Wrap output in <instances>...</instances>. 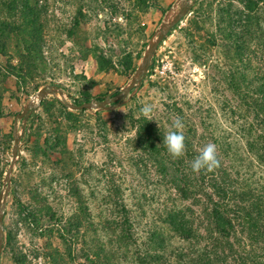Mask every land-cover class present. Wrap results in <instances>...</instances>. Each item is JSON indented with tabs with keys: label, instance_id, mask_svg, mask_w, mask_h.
Returning a JSON list of instances; mask_svg holds the SVG:
<instances>
[{
	"label": "rangeland",
	"instance_id": "obj_1",
	"mask_svg": "<svg viewBox=\"0 0 264 264\" xmlns=\"http://www.w3.org/2000/svg\"><path fill=\"white\" fill-rule=\"evenodd\" d=\"M22 1L0 0V22L11 24L0 32V194L12 157L15 115L36 104L43 87H56L61 94L48 93L18 120L1 264H89L86 257L93 259L91 253L109 240L101 230L105 221L118 217L113 202L138 218V244L146 240L151 222L159 223L171 201L165 183L136 147L141 117L167 132L178 116L184 131L196 127L197 137L231 134L243 165L250 167L247 181H262L264 167L247 155L239 138L248 123L245 112L222 74L233 55L220 27L228 28L227 17L234 15L233 29L245 34L235 25H243L248 0H186L187 14L159 44L148 72L119 99L118 90L136 76L148 45L177 15L182 0H28L36 6L35 24L18 31L14 25L22 21ZM255 29L243 40L258 52L261 36ZM96 97L110 99V109L81 112L64 104ZM145 104L154 105L150 118L141 112ZM73 221L80 224L67 235L63 228ZM106 247L119 253V264H131L139 253L133 246L128 256L124 248Z\"/></svg>",
	"mask_w": 264,
	"mask_h": 264
},
{
	"label": "trees",
	"instance_id": "obj_2",
	"mask_svg": "<svg viewBox=\"0 0 264 264\" xmlns=\"http://www.w3.org/2000/svg\"><path fill=\"white\" fill-rule=\"evenodd\" d=\"M18 6L22 21L14 28L18 31L24 27L31 29L35 24L36 6L28 0ZM245 10L243 25H235L237 28L242 26L245 34L233 29L232 25L237 22L234 15L227 17L228 28L220 27L231 42L233 55L230 69L222 74L234 98L241 104L238 107L245 112L247 120L244 121H248L239 136L243 149L258 166L264 167V27L259 26L264 22V0L246 1ZM8 26H11L9 22H0V32H5ZM254 28L261 36L262 48L258 52L247 47L243 40L244 36L254 34L251 33ZM102 98L95 100L101 102ZM60 106L65 109L63 104ZM235 109L231 106L230 112L234 114ZM191 131L192 137L188 134ZM166 133V129L154 120L137 119L136 147L165 183L163 187L171 201L164 206L159 223L151 222L146 240L138 244L134 232L138 218L130 217L125 205L113 202L118 217L106 220V226L100 227L105 229L104 235L109 240L99 245L98 252L91 253L93 259L86 257L87 262L119 264L116 262L121 260L116 257L119 253L106 247L114 244L119 250L124 248L125 254L129 246L139 249L131 264H264V186H261L264 177L252 184L247 181L250 167L243 165L245 159L236 150L238 141L231 134L197 137L196 127H193L184 131L185 155L173 159L163 144ZM209 142L216 144L221 166L211 173H193L191 162ZM85 210L87 212L88 208ZM74 221L63 228L67 235L80 224H74ZM124 239L130 242L126 244ZM172 240L179 244L177 248Z\"/></svg>",
	"mask_w": 264,
	"mask_h": 264
},
{
	"label": "water",
	"instance_id": "obj_3",
	"mask_svg": "<svg viewBox=\"0 0 264 264\" xmlns=\"http://www.w3.org/2000/svg\"><path fill=\"white\" fill-rule=\"evenodd\" d=\"M187 14V3L186 0H182L181 8L177 15L169 21L166 25L161 27L160 32L157 37L148 45L147 50L142 59V65L137 71L136 76L130 81L128 85L118 90V95L115 99L124 98L127 96L142 80L143 76L148 72V67L150 65L151 59L157 50L159 44L164 40V38L169 34V32L182 20V18ZM48 93L53 94H61V91L56 87H43L37 92V101L36 104L29 103L21 113L16 114L13 122V149H12V157L9 167L6 171L4 188L0 194V264H1V254H2V246L4 240V231H3V220H4V209L6 204V199L8 196L9 186H10V177L14 169V164L17 158L18 153V136H17V123L19 119L24 118L30 111L36 107H38ZM111 102L110 99H105L101 102H97L95 100L82 103L80 105H72L69 103H64L67 108H71L73 110H88V109H101V110H109L108 104Z\"/></svg>",
	"mask_w": 264,
	"mask_h": 264
},
{
	"label": "clouds",
	"instance_id": "obj_4",
	"mask_svg": "<svg viewBox=\"0 0 264 264\" xmlns=\"http://www.w3.org/2000/svg\"><path fill=\"white\" fill-rule=\"evenodd\" d=\"M154 105L145 104L141 108V112L146 117H151ZM164 138L163 144L167 148L169 155L173 159H180L186 152V137L184 134L185 125L180 117H176ZM221 166L216 144L209 142L201 148L199 154L191 162V170L193 173L199 174L201 171L213 172Z\"/></svg>",
	"mask_w": 264,
	"mask_h": 264
},
{
	"label": "built area",
	"instance_id": "obj_5",
	"mask_svg": "<svg viewBox=\"0 0 264 264\" xmlns=\"http://www.w3.org/2000/svg\"><path fill=\"white\" fill-rule=\"evenodd\" d=\"M164 70H166V67H162V70H161V74H163L165 71Z\"/></svg>",
	"mask_w": 264,
	"mask_h": 264
}]
</instances>
